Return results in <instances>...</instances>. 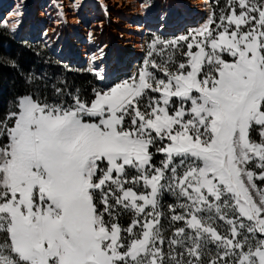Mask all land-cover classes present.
<instances>
[{"label":"snow or ice","instance_id":"1","mask_svg":"<svg viewBox=\"0 0 264 264\" xmlns=\"http://www.w3.org/2000/svg\"><path fill=\"white\" fill-rule=\"evenodd\" d=\"M102 57L90 95L29 72L0 112V264H264V0L152 35L131 74Z\"/></svg>","mask_w":264,"mask_h":264},{"label":"rangeland","instance_id":"2","mask_svg":"<svg viewBox=\"0 0 264 264\" xmlns=\"http://www.w3.org/2000/svg\"><path fill=\"white\" fill-rule=\"evenodd\" d=\"M4 0L2 9H4V12H8L9 10H13L14 7L17 5V3H13L16 0ZM43 0H19V3H21V7L19 8V11L25 12L28 9L34 10L36 14L32 16V18L27 20V25H29L30 21H33L35 23L39 24L40 30H48L49 32H52L48 37L43 36L42 33H39L35 36L33 40L41 41L46 48L51 52V54L58 59L61 63L65 64L68 67L69 71H76L79 73H86L88 75H92L94 77V74H91L87 69V64L80 65L78 64L79 58L82 54H84L83 50L88 48V46H91V42L95 41L99 44V46H93L94 53H97L98 48H102L104 51V57L102 59L106 58L107 64H115L116 61V55L117 51L120 50L121 52L124 51L127 54H132V52L129 51V49H121V47L124 45V43H131L133 42L130 38H128L129 35L132 34V31L129 29L128 25L135 26L134 19L141 20L144 16L147 17V19H152L154 22H156L157 25L162 24L164 21V13L166 12V6L168 4L169 0H159V7L156 12V14L151 13L152 10V4L156 0H84L83 1V11L91 16L89 18L88 15H84L81 13V17L83 20V23L81 26H83V30L81 32V35L79 36L78 32H73L76 36V38H73V36H70L71 40H78L81 44V48H79V51L81 55L76 56L75 59L72 61H68L66 57L63 55L60 57H57L59 47L61 46L62 37L61 36H67L69 33L66 30L61 29V27H57L54 25L55 19L52 18V16L46 17L43 21L38 18L40 17L39 11L40 9H37L39 7V4ZM60 1V0H55ZM64 2H71L74 3L75 0H63ZM172 5H182L183 0H172ZM26 2V3H24ZM45 4H50L48 1H44ZM91 2L94 4V9L87 8ZM225 0H211V6H212V12H215L216 9H218L224 5ZM51 5V4H50ZM61 6V5H57ZM6 7V8H5ZM76 7H72V10L66 11V19L72 20L76 17H73L71 15L74 12V9ZM56 10V9H55ZM189 12L193 13V10H189ZM53 15V14H52ZM65 15H63L62 18H64ZM163 17V18H162ZM178 16L176 19H179ZM149 19V20H150ZM176 19L172 20L175 24ZM64 20V19H63ZM163 20V21H162ZM73 21H71L72 23ZM78 22V21H76ZM53 23V24H52ZM67 23V22H66ZM67 25H70L67 23ZM99 25V26H98ZM70 27V26H69ZM54 30V31H53ZM70 32V31H69ZM89 32H91V36H89ZM182 31L181 33H183ZM60 33V42L54 43L56 36ZM100 33V34H99ZM128 33V34H127ZM181 33L178 34H167L164 35L168 38H171L173 36H178ZM127 34V35H126ZM161 35L157 31H147L146 32V41L144 44V53L141 55V58L137 61V65L135 68H133L129 74L135 72L137 68L140 66L142 60L146 57L147 53V45L152 37V35ZM53 35V36H52ZM126 35V36H125ZM13 37L17 39H27V36L25 33L22 35H19L17 37L15 34ZM123 36V37H122ZM79 37V38H77ZM112 38L115 40V45L110 44V40L108 38ZM52 38V39H51ZM98 38L99 41H98ZM95 39V40H94ZM53 42V43H52ZM110 50L107 49L108 46H110ZM86 46V47H85ZM58 48V49H57ZM133 48V47H132ZM134 50V49H133ZM83 52V53H82ZM108 52V53H107ZM110 54V55H109ZM124 55V54H123ZM126 58V56H123ZM74 61V62H73ZM95 78V77H94ZM123 78V77H122ZM96 83L98 84L99 88L103 87L102 82L95 79ZM162 155V154H158ZM174 198L169 195L168 193H164L162 203L164 205L168 203H172ZM127 214L122 215L124 218Z\"/></svg>","mask_w":264,"mask_h":264},{"label":"bare ground","instance_id":"3","mask_svg":"<svg viewBox=\"0 0 264 264\" xmlns=\"http://www.w3.org/2000/svg\"><path fill=\"white\" fill-rule=\"evenodd\" d=\"M44 1L50 2L51 5L45 4ZM83 1L84 0H78V6H76V8L74 9V12L71 14L73 15V17H76V18L72 20L66 19V16H67L66 11L72 10V7H74L73 5L76 3V0L74 1V3L64 2L63 0H60L59 2L55 0H43L39 4V7L37 8V9H40L39 11L40 17L38 18V20L40 19L41 21H43L46 17L52 16V18L55 19L54 25L57 27H61L62 31L66 30L69 33V35L67 36L66 35L61 36L62 42H60L59 40L60 38V33H59L56 36L55 41H54L55 44L57 42L61 43V46L59 47V50H58L59 52L56 56L62 58L61 56L64 55L68 61H72L73 59H75L76 56L81 55L79 54L80 53L79 48L83 46H81L78 40H71L70 38V36H73V38H76L75 34L73 33L74 31L78 32L79 36L81 35V32L83 31L81 30L83 29V26H81V24L83 23V20H81L82 17L80 14L83 13L84 15H88L89 18H91L89 14L83 11L84 10ZM3 2L4 0H0V20L7 19L9 22H11L12 20L17 19L16 16L11 15L10 13H13L19 10L17 9V5H20L21 7V3H19V0H16L13 2V3L16 2L17 5L14 7L13 10H9L8 12L3 11L4 9L2 8L3 6H5ZM8 2H10V0ZM172 2H173L172 0H169L167 6L165 7L166 12L164 13V21L162 20L163 21L162 24L157 25L156 24L157 21L154 22L152 19H150L151 17L149 18L150 19L149 20L147 19L146 16H144L141 20L134 19V22L136 24L135 26L128 25L129 29L132 31V34L129 35L128 38H130L133 42L124 43L121 49L125 50L128 48H131L129 49V51L132 52V54L130 55V54L125 53L124 51L121 52L120 50H118L117 55H116V61H115V64L118 63L123 67L124 72L126 74H129V72L133 68L136 67L137 61L141 58V55L144 53V44L146 41L147 31H157L158 33L163 34V35L178 34V33H181L182 31L187 30L188 28L198 27L201 23L205 21L207 15L210 12H212L211 0H183L182 5L175 4L174 6L172 5ZM57 5H61V6H57ZM158 7H159V0H156L152 4L151 13L156 14ZM87 8L94 9L95 6L91 2V4H89ZM61 10L63 11L65 15L64 18H62L60 15ZM189 10L190 11L193 10V13L189 12ZM35 14L36 12L31 9H28L25 12L21 11V15L19 17L20 24L18 25V29L15 33L17 37L25 33V35L27 36V39H33L39 33H42V35L46 37H48L52 33V32H49L48 30L47 31L40 30L39 24L35 23L34 20L30 21L29 25H27V20L32 18V16H34ZM178 16L180 18L176 19ZM174 19H176L175 24L172 21ZM71 21L73 22L71 23ZM66 22L70 25H67ZM99 39L100 38H98V41ZM108 39H111L110 44L112 45L116 44L115 40L112 39L111 37ZM94 45L99 46L97 42L93 41L91 42V46H88V48L83 50L84 54L80 56L78 64L80 65L87 64V66L89 65L91 57L94 54V49L92 48ZM110 47L111 45L108 46L107 49L110 50ZM123 56H126V58H124ZM101 59H98L94 63H101ZM102 60L105 62V64L102 66L106 67L107 65H109L106 62V58Z\"/></svg>","mask_w":264,"mask_h":264},{"label":"trees","instance_id":"4","mask_svg":"<svg viewBox=\"0 0 264 264\" xmlns=\"http://www.w3.org/2000/svg\"><path fill=\"white\" fill-rule=\"evenodd\" d=\"M33 39H17L4 27H0V53L14 57L19 65L18 68H13L0 63V112L7 107L14 94L26 90L25 75L29 72L46 76L52 81L64 80L70 90L79 89L86 95H90L93 88H99L92 75L69 71L41 41ZM159 156L156 157L157 162ZM128 218V215L124 218L121 216V223L126 224Z\"/></svg>","mask_w":264,"mask_h":264}]
</instances>
